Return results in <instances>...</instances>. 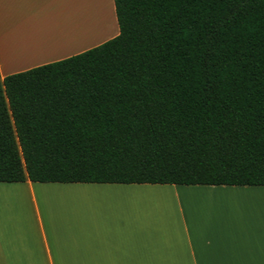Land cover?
Masks as SVG:
<instances>
[{
  "label": "trees",
  "instance_id": "obj_1",
  "mask_svg": "<svg viewBox=\"0 0 264 264\" xmlns=\"http://www.w3.org/2000/svg\"><path fill=\"white\" fill-rule=\"evenodd\" d=\"M118 34L0 77V182L264 185V0H113Z\"/></svg>",
  "mask_w": 264,
  "mask_h": 264
},
{
  "label": "crops",
  "instance_id": "obj_2",
  "mask_svg": "<svg viewBox=\"0 0 264 264\" xmlns=\"http://www.w3.org/2000/svg\"><path fill=\"white\" fill-rule=\"evenodd\" d=\"M100 1L0 0L1 79L115 37ZM0 264H264V185L0 182Z\"/></svg>",
  "mask_w": 264,
  "mask_h": 264
},
{
  "label": "rangeland",
  "instance_id": "obj_3",
  "mask_svg": "<svg viewBox=\"0 0 264 264\" xmlns=\"http://www.w3.org/2000/svg\"><path fill=\"white\" fill-rule=\"evenodd\" d=\"M156 194V195H155ZM152 192V193H148L147 196H148V201L146 203V208L149 210V215L150 216H157L156 213H154V207L157 206V203H160V205H163V204H166L167 202H171V198L167 199L166 197H171V195H168V194H158V192ZM158 197H160V200L157 201ZM145 202H143V204H141V206L144 205ZM144 207V206H143ZM22 210L24 209L25 212L27 213L28 211V203H27V200L25 199V201L22 199V206H21ZM23 214V213H22ZM28 215V213H27ZM26 215V216H27ZM28 217V216H27Z\"/></svg>",
  "mask_w": 264,
  "mask_h": 264
},
{
  "label": "bare ground",
  "instance_id": "obj_4",
  "mask_svg": "<svg viewBox=\"0 0 264 264\" xmlns=\"http://www.w3.org/2000/svg\"><path fill=\"white\" fill-rule=\"evenodd\" d=\"M99 7H100V10H99V16L101 17V13H102V22H103V19L105 20V17H104V15H105V12H106V3H105V1L104 0H102V1H100V4H99ZM76 29H77V26H76ZM74 31V30H73ZM40 46H42V45H40ZM43 49H45L46 48V46H44V47H42ZM41 48L40 47H37L35 50H40ZM42 49V51H44ZM34 50V51H35ZM10 52L11 51H7L6 53L7 54H10ZM15 53V52H14ZM41 53V52H40ZM44 54V53H43Z\"/></svg>",
  "mask_w": 264,
  "mask_h": 264
}]
</instances>
